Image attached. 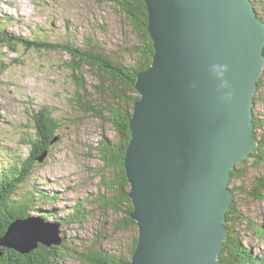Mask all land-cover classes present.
Returning a JSON list of instances; mask_svg holds the SVG:
<instances>
[{"label":"water","instance_id":"1","mask_svg":"<svg viewBox=\"0 0 264 264\" xmlns=\"http://www.w3.org/2000/svg\"><path fill=\"white\" fill-rule=\"evenodd\" d=\"M144 2L154 53L135 77L124 169L137 244L122 264H220L230 173L258 146L264 21L252 0ZM218 65L227 68L222 79ZM60 227L40 216L15 220L0 256L60 245Z\"/></svg>","mask_w":264,"mask_h":264},{"label":"rangeland","instance_id":"2","mask_svg":"<svg viewBox=\"0 0 264 264\" xmlns=\"http://www.w3.org/2000/svg\"><path fill=\"white\" fill-rule=\"evenodd\" d=\"M254 1L256 11L264 20V0ZM2 21L17 36L49 43L73 40L79 45L84 36H93L111 55L124 54L125 47L136 43L135 34L123 16L111 4H99L96 0H0ZM68 58L62 51L38 53L24 50L23 46L10 51L0 43V164L16 152L22 158L29 154V146L23 147L17 142L27 130L30 112L43 106L53 109L54 116L64 124L60 131L63 138L51 145L47 157L43 163L36 164L18 195L31 193L35 197L40 192L37 187L44 188L50 196L53 195L49 192L56 194L54 203L34 198V204L28 207L29 214L35 217L42 212H53L43 218L46 222H57L77 201L84 203L87 213L84 223L60 227L61 236L70 241L68 246L83 248L96 243L113 251H127L132 238L137 237V228L117 231L114 225L124 213L105 210L98 201L99 196H110L105 192L103 181H109L113 171L104 168L95 148L102 136L111 140H116V136L108 122L96 119L76 104L75 87L65 68ZM95 74L93 68H83L87 90L91 93L89 98L92 102L99 99L106 102L91 87L98 82ZM261 85L256 91L253 115L254 119L263 121L264 70ZM81 99L84 101L83 96ZM260 131L264 132V127ZM243 162L247 176L235 181L243 192L238 191L234 196L241 218L233 221L230 228L238 232L241 246L251 248L255 256L264 257V200H256L248 192L249 184L264 172V163L256 165L250 157ZM257 226L262 232L261 238L252 230ZM59 264L85 263L67 257Z\"/></svg>","mask_w":264,"mask_h":264},{"label":"trees","instance_id":"3","mask_svg":"<svg viewBox=\"0 0 264 264\" xmlns=\"http://www.w3.org/2000/svg\"><path fill=\"white\" fill-rule=\"evenodd\" d=\"M96 2L111 4L119 15L123 16L135 34L136 43L125 47L124 54L111 55L104 47L100 46L98 40L93 36H84L79 45H76L73 40L49 43L40 39H32L30 36H17L9 32V28L4 22L0 23V26H4V28H0V43L10 51H15L16 47L20 45L24 47V50H33L38 53L62 51L69 56L65 60V68L69 71L70 79L75 87L76 104L96 119L108 122L116 136V140L102 136L95 148L104 168L113 171L110 180L104 179L103 181L105 192L110 196H99L98 201L105 210L124 213V217L118 219L119 222L114 225L117 231L131 228L135 230V222L129 217L132 205L127 195L129 184L124 169V158L130 139L129 121L132 107L138 98L134 88L135 77L149 67L154 49L147 31L148 15L144 0H96ZM252 3L255 8V1L252 0ZM257 15L263 20L258 12ZM86 66L93 68L94 73L96 72L98 82L91 86L94 93L99 98H104L106 102H101V99L98 102H92L89 98L91 93L87 90V82L83 76V68ZM261 84L262 77L258 82L257 89L262 88ZM81 96L84 97V101ZM100 105L102 108L99 107ZM54 114L53 109L44 106L32 110L29 115V123L25 125L27 130L23 131L24 133L20 135L17 142L20 146H29V154L22 158L16 152V155L8 156L7 162L0 164V238L4 236L12 222L31 216L28 207L34 204L36 201L34 198L44 202L49 200L50 203H54L56 200L57 195L53 192H49L53 196L42 193V191L38 192L35 197H32L31 193L18 195L21 187L31 178L36 164L43 163L45 160L40 161L42 156L47 157L51 145L63 138L60 131L64 124ZM263 127L264 120L255 118L254 133L256 140L258 139V146L249 157L254 159L256 165L264 163V132L260 131ZM242 164H237L230 173L229 188L233 195V201L225 214L224 222L228 235L227 240L223 243L220 264H263L264 262V257L255 256L251 248L241 246L238 232H233L230 228L233 221L241 218L234 196L236 193L243 192L235 185L236 180L247 176L243 169L245 162ZM249 187L248 192L253 198L259 201L264 200V172L257 175ZM36 189L40 191L38 187ZM85 210V204L77 201L64 218L60 217L61 225H82L87 219ZM49 214L53 215V212L43 213L42 216H50ZM252 230L261 238L262 232L258 226ZM61 238L63 240L60 245L51 247L39 245L28 255H21L12 249L3 248L0 264H59L67 257L79 259L85 264H122L131 259L137 244L135 236L134 239L132 238V244L126 248L127 251L117 252L96 243L86 244L83 248H71L68 246L70 241L68 242L64 237Z\"/></svg>","mask_w":264,"mask_h":264},{"label":"clouds","instance_id":"4","mask_svg":"<svg viewBox=\"0 0 264 264\" xmlns=\"http://www.w3.org/2000/svg\"><path fill=\"white\" fill-rule=\"evenodd\" d=\"M213 70H214L216 76L218 78L222 79L224 72L227 70V68H226V66L218 65V66H214Z\"/></svg>","mask_w":264,"mask_h":264},{"label":"bare ground","instance_id":"5","mask_svg":"<svg viewBox=\"0 0 264 264\" xmlns=\"http://www.w3.org/2000/svg\"><path fill=\"white\" fill-rule=\"evenodd\" d=\"M17 13V12H16ZM136 82V81H135ZM253 121H254V119H253ZM1 134V133H0ZM258 140V139H257ZM1 145V144H0ZM1 147V146H0ZM40 189V188H39ZM44 188H41L40 189V192L42 191V193H46V190L44 191L43 190ZM48 193V192H47ZM232 193V192H231ZM232 197H233V195H232ZM57 223V222H56ZM12 224V223H11ZM224 226H225V222H224ZM226 227V226H225ZM227 229V228H226ZM70 240V239H69ZM81 241V240H80ZM223 250V249H222ZM221 255V254H220ZM219 262H220V259H219Z\"/></svg>","mask_w":264,"mask_h":264}]
</instances>
